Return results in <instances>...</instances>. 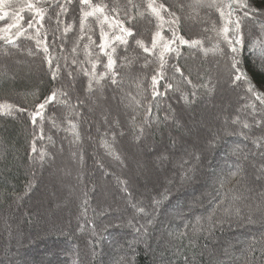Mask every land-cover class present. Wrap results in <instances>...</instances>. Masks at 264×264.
<instances>
[{"label": "trees", "instance_id": "trees-1", "mask_svg": "<svg viewBox=\"0 0 264 264\" xmlns=\"http://www.w3.org/2000/svg\"><path fill=\"white\" fill-rule=\"evenodd\" d=\"M46 1L0 0V3L3 2L8 10L17 11L30 9L34 2ZM237 1L242 9L235 12L234 7H229L228 0H76L73 6H77L79 12H65L61 22L57 23L58 15L53 6L44 16L41 28L26 20L19 34L0 40V217L6 221L18 218L22 205L35 208L33 203L37 199L34 197L43 193V185L48 181L45 176L58 175L62 167L49 164L56 160L54 153L58 147L65 146L74 154L75 150L81 151L78 159L85 163L87 138L94 139L98 153L105 156L103 160L112 167L121 164L127 168L120 151L118 138L121 136L114 133L112 119L107 121L106 128L99 125L92 138L88 133L83 115L91 108L89 97L96 99L102 95L105 100L108 94H120L134 110V117L125 113V129L128 131L134 122H138V115L147 114L146 119L154 122L152 140L159 143V135L166 128L163 127L166 123L163 116L177 117L176 108L169 105L168 109L173 111L167 115L163 104L175 97L176 85L183 89L186 98L189 93L183 82L188 81L198 89L196 74L201 76L200 84H208V68L200 61L211 63L216 58L217 54L207 52L213 47L219 50L228 65L227 76L232 81L228 89L238 93L236 86H239L246 97L237 100L236 109L230 107L232 121L235 118L264 121V0ZM154 2L164 7L178 29L180 48H176L178 51L173 61L165 55V48L171 40L170 29L162 13L153 8ZM232 11L239 17L238 22L233 21L239 40L238 53L233 51V57L227 56L226 39L231 36L225 19ZM30 14L26 12V15ZM12 20V15L9 18L4 16L0 32ZM196 67L200 69L195 74ZM77 83L79 86H74ZM199 92L206 94L204 89ZM85 95L86 104L79 103ZM98 102L100 106L104 105ZM197 103L192 109L200 106ZM89 113L92 114V110ZM238 124V121H230L224 126V132L230 134L211 165L209 176L214 182L212 185L207 183L211 191L207 199L196 200L195 206L175 202V194L166 187L151 194L147 206L155 203V210L148 208L147 211L141 205L132 207L130 211L134 214L129 219L119 210L114 211L115 215L124 216L123 222L122 216L118 218L121 222L116 223L111 217L105 219L108 212L104 219L84 218L83 213L87 214V210L81 211L77 224L75 217L71 221V235L64 238L57 235L59 224L49 231L51 236L44 238L46 233H43L41 221L30 216L15 228L14 235L17 236L19 231L24 238L21 226H33L30 238L21 241L22 248H16V242L11 245L15 251H20L17 264H219L211 253L212 246L219 239L228 238L230 225L236 226L238 221L233 214L231 216L228 205L238 207L245 203V199L250 203L254 201L250 194L240 199L244 192L239 186L253 174L246 164L249 156L246 158L242 152L245 148L252 149L250 140H262L264 136L263 126L255 125L247 130L250 137L246 138ZM38 155L41 161L36 159ZM215 163L220 164L216 166ZM75 164L70 166L77 170ZM105 172L109 173V170ZM103 178L109 182L104 174ZM120 179V187L125 186V192L128 184L131 186L129 180L136 182L131 176L129 180L121 176ZM124 197L132 203L130 195ZM72 210L71 215L77 216L79 209L74 207ZM209 227H215V230ZM245 229L247 232L249 229L256 231V234L245 237L253 244V238L262 234L264 222L256 227L245 225L240 231H232L240 234ZM210 230L214 235L211 236ZM6 237L13 240L10 235ZM62 239L67 242L66 246L72 245L74 253L77 254L79 249V256L75 259L70 255L63 256L58 261L55 250ZM87 239L93 240L91 249L86 244ZM131 243L140 244L136 248ZM110 244L121 246L120 251L119 248L109 249ZM11 246L2 250L0 263L14 257ZM236 246L230 260L220 264H247L249 260L264 263V252H260L257 246L254 252L245 243ZM40 247L44 255L38 254ZM217 250L219 248L213 251ZM39 256L45 260L41 262ZM217 256L219 258V254ZM245 256H248L247 262Z\"/></svg>", "mask_w": 264, "mask_h": 264}, {"label": "rangeland", "instance_id": "rangeland-1", "mask_svg": "<svg viewBox=\"0 0 264 264\" xmlns=\"http://www.w3.org/2000/svg\"><path fill=\"white\" fill-rule=\"evenodd\" d=\"M74 1L76 0H47L46 2H34L29 6L30 9L17 11L8 10L3 2L0 3V22L6 15H8V18L10 15L13 16V20L4 26L6 28L3 31L1 30L0 40H5L19 34L24 29L23 27H25L28 20H30L28 22L29 24L34 23L37 28H41L43 26L42 20L44 16L47 12H51L50 9L53 6H55V9L53 8L54 12L58 15L57 23L61 22L66 15L65 12H79V8L73 6ZM232 2L228 0L229 7H234L235 12L242 9V7H238L239 3L237 0H232ZM152 6L158 12L162 13L170 29L171 40L165 48V55L166 58L169 56L168 60L173 61L178 51L176 48H180L178 29L173 18L164 11V7L160 6V3L154 2ZM26 12L31 14L28 16ZM235 12H229V14L225 16L226 27L229 28L231 36L230 39H226V50L229 51V53H226L227 56L231 57H233L232 54L234 52L238 53V33L233 29V21L238 22L239 17L235 16ZM197 22L199 23L200 20ZM40 33L42 34V32ZM207 52L209 54H217L216 58L210 61L211 63L207 60L206 62L200 61L208 68V84L206 86L200 84L201 81L199 78L201 76L196 74L200 68L196 67L193 72L196 74L195 78L198 81L196 88L198 89H194V85L190 84L188 81L183 82L189 93L186 98L182 93L183 89L179 87V85H176L178 88H176L174 92L175 97H173L169 103L163 104V108H166L167 115H170V112L173 110H171L172 108L168 109V107L169 105H171V107L173 106L177 109V117L171 118L169 116H163V121H166L163 127L165 126L166 128L162 134L159 135V143L152 140V134L155 131V129L152 128L154 122L153 120L146 119L147 114L138 115V117H136L138 118V122H134L132 127H129L128 131L125 129L123 126V122L126 118L125 113L127 112L132 116L134 110L128 103L124 102L120 94H108L105 100L102 95L98 96L96 99L93 97L88 98L91 108L83 115L85 122L88 124H86L88 133L91 134L92 138V134L96 132L99 125L105 127V124L108 123L107 121H111L110 119H112L113 123H111V126L114 129V133L116 136H121V138H118L120 140V151L121 156L126 160L127 168L124 169L121 164L112 167L110 163L103 160L102 157L105 156L98 153L99 151L95 145L94 139L87 138L88 147L85 152V163H81L80 159H78V155L81 151L77 152L75 150V154L77 155L75 157L71 149L65 148V146L62 148L58 147L56 153H54L55 156L57 155L56 160L54 162L50 161L49 164L62 165V167L59 168L58 175L49 174L45 176L48 181L43 185V190L41 191L43 193H40V195L38 193L37 195L39 196L34 197V199H37L35 200L36 202L33 203L36 205L35 208L30 209L22 205V208H20L21 216H18V218L17 216L10 219L7 218L8 220L6 221L4 217H0V240L2 241V243H0V260L3 256L2 250L4 248L11 246L13 242L18 244L16 248H22L23 245H20L21 241L24 242L26 239L30 238V230L33 226L31 228H24L21 226L24 238L20 235L19 231L17 236L14 235L16 231L15 228L25 223L27 219L29 220L30 216L32 219L35 218V220L41 221L40 225L43 226V233H46L44 238L51 236L49 231L53 228H57L56 226L58 224L59 227L56 230L57 235L64 238L71 235L70 232L73 227V225L70 227L71 221L75 217L74 221H76L77 224L78 219L81 218L79 214L81 211L87 210V214L83 213L84 218H94V220L99 218L104 219L105 213L108 212L109 214H107L105 219L111 217L115 223L123 222L125 221L124 216L122 214L118 216L116 212L117 215H115L113 213L114 211L119 210L120 213H124L129 219L133 216L131 214H134L130 211L132 207L137 208L141 205L147 211L148 208L154 209L155 203L147 206L151 200V194H155L166 187L175 194V202L180 201L190 204L189 206H195L196 200L204 197L207 199L209 194H211V191L209 192L210 189L207 187V183L212 185L214 182V179L209 176V172L211 168H213L211 165L216 160L215 158H217L219 149L223 147L224 139L230 134L224 132V126L229 124L230 121H238L239 128H242V132H245L242 135L246 138L250 137L249 133H246L248 129H251L250 126H263L262 129L264 130V121L257 118H253L249 121H241L235 118L232 121V111H230V107L236 109L237 100L240 98L245 99L246 97L241 93V88H239V86H236V90L239 91L238 93L228 89L230 84L232 85V81L228 79V65L224 62L223 55L219 50L213 47ZM190 57L194 59V56ZM195 61V64H197V60ZM64 71L69 74L67 68H65ZM74 86L77 87L79 85L77 83L74 84ZM199 89H204L206 94H200ZM85 99L86 95L84 96V100L79 103L86 104ZM98 101L103 102L104 105L100 106ZM203 101H205L204 104ZM196 103L200 106L192 109V106H196L193 104ZM90 110H92V114L89 113ZM37 115L38 112H36V116ZM143 125H145V127ZM261 139L262 140L249 139L252 149L247 150V148H245V151L242 152L245 157L246 155L247 157L249 156V163L246 164L250 168L248 171L253 174H251L248 181L245 176L244 179L246 180L239 186L244 192V196L240 194V199H244L250 194V197H252L254 201L250 203L249 200L245 199V203H240L238 207L232 205V210L228 205L231 216L233 214L234 218L238 219V221H236V226L230 225V231H240L245 225L250 228L256 227L258 223L264 222V136ZM36 159L41 161L39 155L38 157L36 156ZM73 164L76 165L75 168H77V170L74 169V166H70ZM215 164L217 166L220 163ZM106 170H109V173L105 172ZM113 170H115V173ZM102 173L109 182L104 180ZM120 176L128 180L131 176L132 179L136 180L138 185H136L137 183L134 180H129L131 186L128 184V189L125 192L124 190L126 187H120ZM115 181H117L118 184ZM246 181L248 183H246ZM250 181H252V183H250ZM128 195L131 196V204L128 199H124V196L128 198ZM52 196L53 199L51 198ZM233 201H236V198H234ZM57 207L60 209L57 210ZM74 207L79 209L77 216L71 215L72 212H74L72 210ZM95 210H97V213ZM91 211H93L92 214ZM121 216L123 217L121 218L122 220L118 219ZM222 217L227 218L228 216L223 215ZM223 219H221V221H223ZM228 220L231 221V219ZM223 224H225V222ZM68 228H70V230H68ZM209 228L213 231L215 230V227ZM60 230L64 231L65 234H62ZM230 231H228V238H224V241L218 238L219 240L215 243L214 247L212 246L213 249L211 248V253L215 255V259L219 261V264L221 261H229L230 257L233 256V248L236 249V245L240 243H245L248 249L252 248L253 252L256 246L260 252H264V230L260 235L261 237L257 236L253 238L255 240L253 244L250 241L251 239L245 237L246 235L252 236L256 234V231L249 229V232H247V229H245L244 231L246 233L242 232L240 234L236 231ZM210 232L211 236L214 235L211 230ZM4 234L6 236H12L13 240L9 241L8 237L4 236ZM92 242L93 240L91 239L86 240L89 249H91ZM65 243L67 242L62 239L60 245H58L55 250V256L58 261L68 255L75 259L80 254L79 249L76 250V254L74 253L72 245L66 246L67 244ZM139 244L140 243H131V245L136 248ZM13 247L14 246H11L10 250L14 251V257L0 264H17L20 251H15ZM112 247L117 250L119 248L120 251L121 246L110 244L109 249H112ZM216 248H219V250L214 252L213 250ZM38 254H45L42 247L39 248ZM217 254H219V258H217ZM39 257L38 260L41 262L45 260V257ZM244 259L247 262L248 256H245ZM249 263L260 264L253 260H249L247 264Z\"/></svg>", "mask_w": 264, "mask_h": 264}]
</instances>
